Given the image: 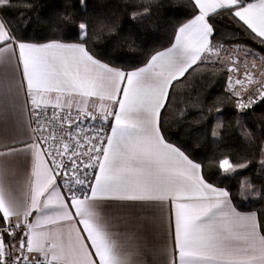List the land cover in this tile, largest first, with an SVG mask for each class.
Wrapping results in <instances>:
<instances>
[{
  "label": "snow or ice",
  "instance_id": "1",
  "mask_svg": "<svg viewBox=\"0 0 264 264\" xmlns=\"http://www.w3.org/2000/svg\"><path fill=\"white\" fill-rule=\"evenodd\" d=\"M250 6L264 0L231 7L242 35L225 40L201 0H0V264H264V30L236 12ZM68 83L91 93H65L82 117L44 103ZM21 91L28 140L12 136ZM41 155L54 184L37 194ZM187 182L203 190L187 216L142 194Z\"/></svg>",
  "mask_w": 264,
  "mask_h": 264
},
{
  "label": "crops",
  "instance_id": "2",
  "mask_svg": "<svg viewBox=\"0 0 264 264\" xmlns=\"http://www.w3.org/2000/svg\"><path fill=\"white\" fill-rule=\"evenodd\" d=\"M237 3L238 0H201L202 8L205 12L221 9L224 7H232ZM236 12L240 15L241 19H243L246 23H249V25L256 30H264V8L255 6L240 7L236 9ZM39 87L48 89L50 86L47 82H45L39 85ZM65 93H81L82 95H91L87 89L75 83H68L61 90L53 91L50 93V95L46 93L44 103H54L59 99L63 107L70 106L74 109L79 108L82 111H85L89 106L88 102L82 98V95H70L65 100ZM16 104L20 109V125L19 130L14 131L12 136L18 140H28L31 134L28 125V117L30 114L27 113L26 101L22 91L16 97ZM90 106L93 109H96L97 102L92 101ZM108 107L111 108V103L108 104ZM122 131L124 130L122 129ZM9 142V138L0 137V144ZM52 184H54V178L52 177L51 172L48 170L47 163L43 161V155H41V164L37 170V181L35 186L37 194L47 191ZM142 194L158 196L161 197L163 201H166L167 198L171 196L173 197L174 207L177 213L187 216L188 214L194 213L196 211V201L203 195V190L200 189L199 186L195 185L194 182H187L182 186L160 185ZM48 200L52 203H63V195L58 188H53L48 193ZM160 207L161 214L163 216L167 211L166 203H162ZM0 211H3L5 216L10 214L9 208L3 201H0ZM64 215L65 217L70 215L66 206ZM72 223L74 225L75 221H72Z\"/></svg>",
  "mask_w": 264,
  "mask_h": 264
},
{
  "label": "trees",
  "instance_id": "3",
  "mask_svg": "<svg viewBox=\"0 0 264 264\" xmlns=\"http://www.w3.org/2000/svg\"><path fill=\"white\" fill-rule=\"evenodd\" d=\"M214 19L217 22V26L221 29V39L226 40L230 36L234 37L242 35L240 32L234 31V28L238 25V21H236L235 16L232 15L231 7H224L219 9V11H216ZM246 31L247 30L245 29V32ZM209 171H215V169H209ZM229 183H231V181H229ZM229 187H231V185H229ZM245 207L255 208L259 207V205L245 203Z\"/></svg>",
  "mask_w": 264,
  "mask_h": 264
},
{
  "label": "built area",
  "instance_id": "4",
  "mask_svg": "<svg viewBox=\"0 0 264 264\" xmlns=\"http://www.w3.org/2000/svg\"><path fill=\"white\" fill-rule=\"evenodd\" d=\"M64 108H67V107H64ZM72 109H74V108H72ZM83 112H84V111L81 110V117H82V115H83ZM40 120H41L42 125H43L46 129H48L49 127L52 129L51 131H46V132L43 134V135L45 136V138L48 139L49 145H51V138H50V137H51L52 135H55V136L57 137V139H59V137H60V135H61V130H60L59 127H57L55 121H50V123L45 124V123H44V120H45V116H44V115H41ZM36 135H40V133L37 132ZM47 150H48V148L46 147V148L44 149V151H47Z\"/></svg>",
  "mask_w": 264,
  "mask_h": 264
}]
</instances>
